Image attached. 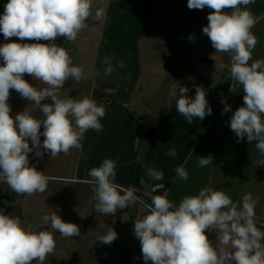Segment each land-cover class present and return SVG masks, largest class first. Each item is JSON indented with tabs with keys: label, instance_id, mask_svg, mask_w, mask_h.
<instances>
[{
	"label": "crops",
	"instance_id": "1",
	"mask_svg": "<svg viewBox=\"0 0 264 264\" xmlns=\"http://www.w3.org/2000/svg\"><path fill=\"white\" fill-rule=\"evenodd\" d=\"M7 2L0 0V15ZM187 4L188 0H93V12L104 8L105 19L89 18L74 42L57 38V42L70 50L73 64L81 66L88 77L79 83L71 78L66 80L59 89L60 96L77 100L89 97L98 105L102 104L106 113L100 121L102 131H87L80 149L73 148L67 155L56 157H50L48 152L42 157L35 156L34 152L28 154L29 165L52 178L45 192L20 195L6 183H0V210L4 214L19 217L25 227L33 231L53 232L56 251L44 264H152L143 260L140 241L134 235L135 219L148 214L145 205L136 202L118 209L113 215H105L96 210L98 201L94 198L93 186L83 182L90 179V169L100 166L104 159L116 162L114 183L132 188L147 204H151L154 195H166L174 205H179L185 196L197 195L206 187L225 192L238 205L243 195L251 193L253 198H258L256 226L264 231V166L256 165L264 156L255 147L257 141L249 142L245 137L238 142L230 128L232 115L244 106L243 88L231 79V53L216 52L203 33V27L188 28L191 26L190 13L205 27L207 16L213 10L207 7L189 9ZM176 5H179L178 11H172ZM247 8L257 18L251 29L258 41L249 61L251 64L264 59V0H255ZM173 16L177 26H184L189 33L176 35V27L167 19ZM9 42L37 41H21L17 37L5 40L0 33V45ZM162 45H166V49H162ZM192 47L203 57L202 61L207 59L212 64L203 61L197 68H191L187 49ZM174 50L184 57L181 68L185 72L172 83L177 86V96L170 97V87L167 88L165 80L171 70L169 57ZM213 55L216 61L211 58ZM105 58L114 69L111 75H105ZM211 67L225 76L219 89L218 80L201 75ZM24 79L38 90L47 87L28 74ZM184 80L191 82L187 88L188 97H195L197 87L206 92L212 114L203 120L193 118V122L188 123L176 111L179 88L184 87ZM205 87L217 91L208 94ZM159 96L156 102L155 97ZM7 102L13 117L27 109L34 118H44L37 106L14 89H10ZM50 102V99L42 101ZM225 104L230 105L228 112H223ZM149 129L156 131L152 138L148 137ZM40 130L43 131V125ZM40 139L42 143L44 137ZM173 146L178 153L175 157L167 154ZM209 155L212 164L199 167V158ZM178 166L188 172L187 180L177 178L175 169ZM149 168L162 171L164 179H152L147 174ZM141 176L145 181L143 185L140 184ZM156 184H163L164 188L152 192ZM53 212L63 221L76 224L80 236L65 238L52 230L50 223L44 224L43 216ZM110 228L118 238L111 244H101L97 239ZM206 235L213 246L231 250L230 246L219 243L216 230L206 231Z\"/></svg>",
	"mask_w": 264,
	"mask_h": 264
},
{
	"label": "clouds",
	"instance_id": "2",
	"mask_svg": "<svg viewBox=\"0 0 264 264\" xmlns=\"http://www.w3.org/2000/svg\"><path fill=\"white\" fill-rule=\"evenodd\" d=\"M255 0H188L189 9L213 10L203 33L210 39L216 52L231 53V79L243 88L244 106L239 107L230 119V128L238 137L249 142L257 141L255 147L264 156V59L252 60V52L258 43L251 29L257 18L247 8ZM231 9L230 12L224 11ZM104 8L93 12V0H8L0 15V33L5 40L17 37L36 43L9 42L0 45V183H6L14 192L29 196L47 190L52 179L29 165L28 154L42 157L67 155L73 148L80 149L81 141L89 130L102 131L101 119L105 107L94 99L77 100L63 98L59 89L69 78L79 83L87 80L81 66H75L70 50L57 45L58 37L74 42L87 26L86 21H103ZM49 41L43 44L39 41ZM216 61V57H211ZM105 75L114 71L108 58ZM28 74L47 85L37 89L24 79ZM99 75V73H97ZM176 84L170 86L168 95L177 96ZM10 89H14L37 106L44 118L36 119L25 109L13 117L7 102ZM186 87L179 88L176 111L188 123L193 118L203 120L212 114L206 100V92L197 87L195 97L186 95ZM50 99V103H42ZM225 103V101H222ZM230 105L225 104L223 112ZM43 131L41 132V126ZM41 136L44 137L41 143ZM31 143V147H30ZM43 151H40V149ZM168 155L175 157V146ZM212 164V157L199 158L198 166ZM256 165L264 166V160ZM177 178L187 180L188 172L183 166L175 169ZM147 174L162 181L164 174L153 168ZM90 179L83 181L92 185L96 210L113 215L118 209L128 208L139 202L148 209V214L137 217L134 235L141 244L142 258L152 264H264V231L255 222L258 198L245 194L238 205L230 196L211 187L201 189L197 195L185 196L179 205H174L166 195H154L151 204L136 195L132 188L114 183L116 162L104 159L98 167L89 171ZM141 176L140 184H144ZM164 188L156 184L152 192ZM144 195H147L146 193ZM44 224L65 238L80 236L79 227L63 221L56 212L43 216ZM216 230L218 240L225 247L213 246L206 231ZM118 234L110 228L97 240L111 244ZM96 240V241H97ZM56 251L52 231H33L25 227L19 217L4 214L0 210V264H44L46 258Z\"/></svg>",
	"mask_w": 264,
	"mask_h": 264
},
{
	"label": "rangeland",
	"instance_id": "3",
	"mask_svg": "<svg viewBox=\"0 0 264 264\" xmlns=\"http://www.w3.org/2000/svg\"><path fill=\"white\" fill-rule=\"evenodd\" d=\"M160 1H162V0H160ZM178 7H179V5H176L171 10L177 12L178 11ZM190 15H191V19H190V22H191L190 25L191 26L188 27V28H191V27H194V26H199L200 28L204 27L203 23H199V22L195 21V19L193 17V13H190ZM172 18L173 19H171V20H169V18H167L168 19V23H170V25H173V26L176 27V35L178 37H180L182 32L189 33V30H187L184 26H182V25L180 27L177 26L178 22H175V20H174V19H176L175 16H173ZM161 47H162V49H166L167 46L166 45H162ZM187 54H188V57H189V60H190V63H191L190 64L191 68H193L194 66H195V68H197V66H199L200 64L203 63V61H202L203 57H200L198 54H196L195 53V49H193V47L187 49ZM183 59H184V57L180 54V52L178 50H174L173 52H171V55L169 57V61H170L169 66H170L171 70H170V73L168 74V76L166 77V80H165V85H167V88L170 87V85L173 82L176 81V78L179 75H182L185 72V69L182 70V68H181V62L183 61ZM206 71H207L206 73L204 72V73L201 74L202 77L212 76L213 80H215V81L218 80V88L217 89L221 88V83L224 81V77H225L224 74H220L219 72H217V68H212V67L211 68H207ZM206 90H207L208 94L214 93L215 91H217V90H214V89L213 90H208L207 88H206ZM155 98H157V99H155V101L157 102V100L160 99L161 97L159 96V97H155Z\"/></svg>",
	"mask_w": 264,
	"mask_h": 264
},
{
	"label": "water",
	"instance_id": "4",
	"mask_svg": "<svg viewBox=\"0 0 264 264\" xmlns=\"http://www.w3.org/2000/svg\"><path fill=\"white\" fill-rule=\"evenodd\" d=\"M204 63H206L207 65L212 64L211 61L207 60V59H203ZM156 134V131L154 129H149L148 131V137L152 138L154 135Z\"/></svg>",
	"mask_w": 264,
	"mask_h": 264
},
{
	"label": "built area",
	"instance_id": "5",
	"mask_svg": "<svg viewBox=\"0 0 264 264\" xmlns=\"http://www.w3.org/2000/svg\"><path fill=\"white\" fill-rule=\"evenodd\" d=\"M39 43H43V44H47V43H50L49 41H43V40H41V41H39ZM55 43L57 44V45H60V46H62V47H64V48H66L65 47V44H63V43H59V42H57V41H55ZM231 65V64H230ZM137 195V194H136ZM138 196V195H137ZM130 206V205H129Z\"/></svg>",
	"mask_w": 264,
	"mask_h": 264
},
{
	"label": "trees",
	"instance_id": "6",
	"mask_svg": "<svg viewBox=\"0 0 264 264\" xmlns=\"http://www.w3.org/2000/svg\"><path fill=\"white\" fill-rule=\"evenodd\" d=\"M182 85H183L184 87H186V88H189V87L191 86V82L188 81V80H184V81H182Z\"/></svg>",
	"mask_w": 264,
	"mask_h": 264
}]
</instances>
